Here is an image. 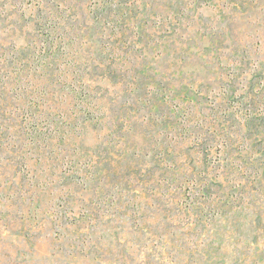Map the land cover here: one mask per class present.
I'll return each mask as SVG.
<instances>
[{
  "label": "rangeland",
  "instance_id": "374dc122",
  "mask_svg": "<svg viewBox=\"0 0 264 264\" xmlns=\"http://www.w3.org/2000/svg\"><path fill=\"white\" fill-rule=\"evenodd\" d=\"M0 264H264V0H0Z\"/></svg>",
  "mask_w": 264,
  "mask_h": 264
}]
</instances>
